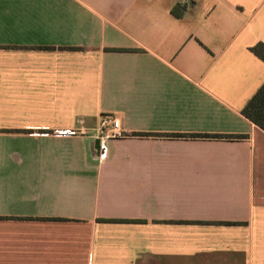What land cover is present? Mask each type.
<instances>
[{"label":"crops","instance_id":"1","mask_svg":"<svg viewBox=\"0 0 264 264\" xmlns=\"http://www.w3.org/2000/svg\"><path fill=\"white\" fill-rule=\"evenodd\" d=\"M259 42L264 0H0V264H264Z\"/></svg>","mask_w":264,"mask_h":264},{"label":"trees","instance_id":"2","mask_svg":"<svg viewBox=\"0 0 264 264\" xmlns=\"http://www.w3.org/2000/svg\"><path fill=\"white\" fill-rule=\"evenodd\" d=\"M250 51L264 61V44L259 42L250 47ZM241 114L264 131V81L251 95L240 110ZM190 136L234 138L240 135L233 134H195Z\"/></svg>","mask_w":264,"mask_h":264},{"label":"built area","instance_id":"3","mask_svg":"<svg viewBox=\"0 0 264 264\" xmlns=\"http://www.w3.org/2000/svg\"><path fill=\"white\" fill-rule=\"evenodd\" d=\"M104 128L108 129L107 133H100L101 139L107 137L121 136V129L119 128V122L112 117H104L100 120L99 131L102 132Z\"/></svg>","mask_w":264,"mask_h":264},{"label":"water","instance_id":"4","mask_svg":"<svg viewBox=\"0 0 264 264\" xmlns=\"http://www.w3.org/2000/svg\"><path fill=\"white\" fill-rule=\"evenodd\" d=\"M99 142H100L99 139H97V141H96L97 146L99 145Z\"/></svg>","mask_w":264,"mask_h":264}]
</instances>
